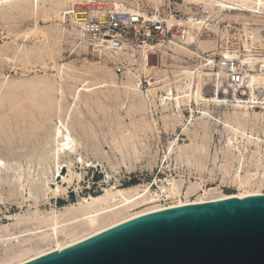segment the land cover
Returning <instances> with one entry per match:
<instances>
[{
  "label": "rangeland",
  "instance_id": "374dc122",
  "mask_svg": "<svg viewBox=\"0 0 264 264\" xmlns=\"http://www.w3.org/2000/svg\"><path fill=\"white\" fill-rule=\"evenodd\" d=\"M119 2L127 7L139 4L148 16L140 28H149L151 37H144L141 30L139 35L133 29L120 31L132 45L128 52L134 59H140L145 43L154 46L147 53L149 74H142L138 83L140 95L128 94L122 86V82L138 74L137 63L130 56L117 59L110 53L96 55L91 34L84 32L75 21L74 13L81 19L91 10H113V0H75L63 8L66 12L52 2L40 4L37 10L24 6L0 9V158L4 162L0 170V234H8L11 229L6 237L10 239L0 241V264L10 263L8 256L13 251L30 244L35 247L29 255L54 247L55 241L44 235L15 232L32 226L52 210L60 217L75 213L79 201L100 194L105 188L118 190L148 185L149 193L162 196L161 186L181 182L183 196L190 182H201L199 191L188 199L194 200L203 194V189H212L205 196L237 193V187L229 180L232 174L223 175L220 162L212 164L215 152H221L223 147V139L217 132L204 143L198 138V145L206 149L191 165L180 162L176 153L167 156L168 148H175V144L187 146V151L192 149L188 135L193 133V124L186 134L180 124L172 126L169 121L174 118L173 106L162 109L157 106L158 97L166 96V89L170 87L175 93L176 81L183 77L182 69L198 62L189 54L173 53L166 47L169 40L183 41L185 27L176 22L168 25L167 20L192 17L198 23L204 19L206 23L196 30L200 39L209 45L202 54L217 63L225 50L235 51L239 56L264 55V13L205 6L188 0H162L159 11L148 0ZM153 15L164 21L154 19ZM154 22H160L163 32L153 30ZM72 25L78 26L90 40L86 50L78 46L81 41ZM211 25L216 30L210 29ZM223 28L228 31L222 36L218 30ZM250 31L258 37L252 40L248 37ZM165 48L167 54H162L160 50ZM100 63L105 67L97 69ZM244 68L248 69L245 65ZM212 69L217 71L218 66ZM110 72L114 73L117 85L99 86L98 82L109 77ZM213 87L210 81L203 85L204 96L210 97ZM81 88L90 90H82L76 99L74 92ZM150 96L152 104L145 101ZM68 107L75 108L68 120L76 138V151L71 156L60 153L55 158L52 154L56 145L54 125L58 111L62 115ZM183 112L189 116L188 109L184 108ZM195 116L199 118L198 110ZM184 123L188 125L185 119ZM195 123L201 124L197 120ZM131 134L135 137L128 139ZM132 145L136 147L135 153ZM79 155L83 162L78 160ZM218 160H222L221 153ZM195 161H200L208 170L196 169ZM69 167L74 174L69 181H62L63 176L69 177ZM56 183L64 188L62 192L55 195L46 190V185L55 188ZM72 203L76 205L74 208L69 206ZM59 238L64 240L62 236Z\"/></svg>",
  "mask_w": 264,
  "mask_h": 264
},
{
  "label": "bare ground",
  "instance_id": "6f19581e",
  "mask_svg": "<svg viewBox=\"0 0 264 264\" xmlns=\"http://www.w3.org/2000/svg\"><path fill=\"white\" fill-rule=\"evenodd\" d=\"M73 1L75 0H0V9L5 7L13 9L14 7L24 6V8L27 7V9L30 10H37V7L40 4L52 2L57 5L59 10H63L64 7ZM148 1L153 3L154 8L159 11L158 4L162 3V0ZM188 1L201 3L205 6L231 8L239 11L257 12V14L264 13V0ZM113 2L115 5L114 9L116 11L135 12L144 18L148 17L146 13L139 8L140 6H137L139 4L135 3L136 7H127L121 4L119 0H113ZM74 14L76 23L79 25L82 24V19L77 18V13ZM56 15H58V12ZM153 18L159 20L160 16L158 17L157 15H153ZM175 19L170 18L167 20V23L168 25H172L176 22L179 25L185 26L182 33L184 36L182 37L183 41L175 42L173 40H169L167 41L166 47L173 53L189 54L192 58H197L198 62L189 68L182 69V81H176L175 93L170 87L166 89V96L161 95L158 97L159 104H157V106H160L162 109H165L169 105L173 106L171 112L174 113V118H171L172 120L169 121L172 126L175 127L180 124L182 132L186 134L189 131V125L193 124V133L188 135L192 149L190 151L185 150V148H187L186 145L185 148L184 146H180L178 144H175V146L177 145L176 147L174 146L175 148L169 145L172 148H168L167 156H170L172 153H176V158H178L180 162H185L187 165H191L193 163L192 160H198L199 153L206 149L205 148L203 150L204 146L198 145V138H201L204 143V141L209 139L214 132H217L223 139V147L221 148V152L216 151L214 156L212 155V164L216 165L220 162L219 169H221L223 175L230 176V174H232V176L229 177V180L237 187V193H219V195L213 194L205 196V194L211 192L212 189H203V194L198 195L194 198V200L188 199L189 195H193L199 191L201 182H190L188 187L185 188L186 190L183 192V196H181L183 188L181 182H170L167 186H161V190L163 192L162 196L149 193L148 185L128 187L118 190L105 188L102 193L90 195L89 197L83 198L79 201L75 213H70L64 217H60L57 216L55 210H52L45 216L42 215L41 218H38L32 226L22 229L20 228L15 233L30 231L36 235H44L48 240L55 241V246L47 250L39 249V251L33 255H29L28 253L34 249L35 244L24 246L16 251H13L11 255L8 256L11 260L8 264H21L46 253L60 250L118 223L151 211L190 203H201L210 200L224 199L228 197L264 194V55L249 53L239 56L235 51H222L227 59L238 57L240 63L246 65L248 68L243 73L244 77H246L245 86L241 87L240 85L231 84L230 81L226 79V74L223 69L224 67L218 63V70L214 71V69H212L214 61L210 57L203 56L202 54L206 51L209 45H206V42L200 39L199 32L196 30H199L201 25L205 24L206 21L201 19L197 23L192 17H188L187 20ZM160 20L164 21V18ZM185 24L189 28L186 29L187 26ZM80 28L72 25L71 29L75 31V36L81 41L78 46L86 50L90 40H87L85 34ZM210 29L216 30L215 25H211ZM218 31L223 36L228 30L223 28ZM248 35L247 36L252 40L258 37L253 31H250ZM93 45V52L100 57H102L103 53H110L117 59H121V57L127 58V56H130L129 58L137 63L138 74H136L134 79L131 78L132 80L129 79L126 82H122V86L126 93L131 95H140L142 90L139 89L138 83L141 81L142 74L144 75L147 72L149 74L150 70L148 68L147 53L149 49L154 48V46L145 43L140 50V59H134L129 52L124 49L113 51L108 44L99 45L94 43ZM191 45H194L195 47H191ZM167 48L161 49V53L167 54ZM201 50L203 52H200ZM257 64L260 65V69H258ZM95 66L97 67V65ZM99 67H105V65H101L100 63L97 69ZM255 68L257 69L255 70ZM110 73L111 75L106 73L110 75L109 77L102 78L103 80L98 82L101 84L99 86L117 85V82L113 77L114 73ZM208 81L212 82L214 86L210 97H206L203 94V85L208 83ZM77 90L78 89L74 92L76 99L79 97L82 90L90 89L81 88L78 91ZM148 91L150 92V90ZM149 92L145 95H148ZM150 98L151 96L145 97V101L152 104L153 100H150ZM200 104H203L204 106L199 107ZM209 105L212 107H208ZM58 106L61 107V105ZM184 108L188 109L189 116L184 115ZM72 109L68 107V110H65L62 115L61 112L58 111L59 115L57 117V122H55L54 125L53 135L56 145L55 148H53L52 154L55 155V158L57 156L59 157L60 153L68 156L75 154L76 138L72 134L68 120ZM195 110H198V113L200 114L198 119L195 118ZM184 119L188 122V125H185ZM195 120L200 121L201 124H194ZM200 133H202L201 136ZM134 137L135 135L131 134L128 139ZM132 149L135 153L136 147H134V145H132ZM219 153H221V161L218 160ZM78 160L83 162L82 156L79 155ZM195 162L196 163H194V165L196 166V169L208 170L207 167L200 161ZM56 164V173H58L60 164L58 161ZM3 167L4 162L0 158V170ZM73 174L74 172L69 167V177L63 176L62 181H69ZM47 181L48 179L46 178L45 183ZM45 187L46 190H49L55 195L64 190V188L58 183H56L55 188H51L48 185ZM161 200L164 202L159 203ZM69 206L74 208L76 205L72 203ZM121 206L123 208H121ZM10 231L11 229L7 231L8 234H0V241L9 240L10 238L6 237L9 236ZM60 236H62L64 240L60 241ZM13 238L17 239L18 237L14 236Z\"/></svg>",
  "mask_w": 264,
  "mask_h": 264
},
{
  "label": "water",
  "instance_id": "95a60500",
  "mask_svg": "<svg viewBox=\"0 0 264 264\" xmlns=\"http://www.w3.org/2000/svg\"><path fill=\"white\" fill-rule=\"evenodd\" d=\"M21 264H264V194L144 213Z\"/></svg>",
  "mask_w": 264,
  "mask_h": 264
},
{
  "label": "built area",
  "instance_id": "2783aa9c",
  "mask_svg": "<svg viewBox=\"0 0 264 264\" xmlns=\"http://www.w3.org/2000/svg\"><path fill=\"white\" fill-rule=\"evenodd\" d=\"M94 18V19H93ZM82 24H80L82 30L91 34L92 44H108L113 51L124 49L128 51L132 45L125 40L121 35V29L127 30L133 29L137 35L141 34L145 37H151V31L149 28L142 29L140 25L146 22L147 19L138 15L137 13H130L124 11H116L102 9L91 10L87 17H83ZM93 19V21H92ZM153 30L157 32H163V27L160 22H154ZM134 34V36H137ZM144 43V42H141ZM143 46V45H142ZM220 63L224 68L226 79L234 85L245 86L246 77H244L245 68L242 63L237 59H227L224 54L220 57L217 63L214 62L213 66L217 68V64ZM246 66V65H245Z\"/></svg>",
  "mask_w": 264,
  "mask_h": 264
},
{
  "label": "trees",
  "instance_id": "16d2710c",
  "mask_svg": "<svg viewBox=\"0 0 264 264\" xmlns=\"http://www.w3.org/2000/svg\"><path fill=\"white\" fill-rule=\"evenodd\" d=\"M134 182V181H133Z\"/></svg>",
  "mask_w": 264,
  "mask_h": 264
}]
</instances>
